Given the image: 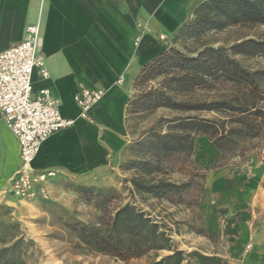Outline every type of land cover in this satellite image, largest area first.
Returning <instances> with one entry per match:
<instances>
[{
    "label": "rangeland",
    "instance_id": "1",
    "mask_svg": "<svg viewBox=\"0 0 264 264\" xmlns=\"http://www.w3.org/2000/svg\"><path fill=\"white\" fill-rule=\"evenodd\" d=\"M199 2L193 6L187 23L195 18L193 11ZM185 33L178 34L173 48L195 56L205 47L229 49L244 39L264 40V24L241 23L223 29ZM231 55L247 70L264 69V55ZM164 78L159 75L135 83L137 94L160 87ZM259 88L264 90V80L259 81ZM238 91L236 86L222 81L209 87L169 90L168 94L177 101L200 104L229 99L239 94ZM184 116L211 120L228 118L223 112L182 111L166 106L130 114L128 143L109 179L99 180L94 185L58 179L49 182L47 198L36 200L13 195L10 185L0 189V264H154L173 250L184 252L181 264H201L204 261L199 255L217 256L226 264H235L229 255L237 233L232 225L256 208L252 196L255 187H260L264 194V136L239 141L221 156L207 135L193 133V150L189 154L176 153L162 159L160 170L152 175L177 183L189 182L188 189L170 199H156L130 191L129 179L138 172L127 168L131 166L130 162L152 159L142 145L133 146L134 140L146 132H166L170 120ZM86 186L89 189H83ZM259 199L264 204V195ZM126 203L150 214L158 223L159 231L167 236L169 248L150 250L140 257L121 260L97 252L81 241L78 226H103L116 208Z\"/></svg>",
    "mask_w": 264,
    "mask_h": 264
},
{
    "label": "crops",
    "instance_id": "2",
    "mask_svg": "<svg viewBox=\"0 0 264 264\" xmlns=\"http://www.w3.org/2000/svg\"><path fill=\"white\" fill-rule=\"evenodd\" d=\"M199 1L0 0V51L20 42L26 25L38 23L49 76L42 78L35 70L33 89L47 88L59 100L61 114L74 119L42 143L33 161L37 171L54 170L50 182L64 178L94 185L110 178L128 143L136 78L174 45L177 31ZM79 86L105 88L89 112L92 122L78 116L74 94ZM19 165L18 141L0 117V189L10 185ZM262 195L255 187L256 208L232 225L237 233L229 255L237 264H264Z\"/></svg>",
    "mask_w": 264,
    "mask_h": 264
},
{
    "label": "trees",
    "instance_id": "3",
    "mask_svg": "<svg viewBox=\"0 0 264 264\" xmlns=\"http://www.w3.org/2000/svg\"><path fill=\"white\" fill-rule=\"evenodd\" d=\"M193 13L195 18L177 31L175 41L178 34L184 32L223 29L241 23L264 24V0H201ZM231 54L264 55V40L244 39L232 44L229 49L205 47L195 56L183 54L171 46L146 65L136 78L137 84L159 75L165 77L160 87L135 96L130 103L129 114L166 106L182 111L223 112L228 114V118L175 117L169 121L168 131L162 133L155 130L142 134L141 138L134 140L133 146L142 145L152 159L141 158L130 162L132 164L127 168L138 171L129 179L132 185L130 191L156 199H170L188 189L189 182L177 183L152 175L160 170L159 162L162 159L176 153L189 154L193 150V133L207 135L220 150L221 156L239 141L264 136V90L259 88V81L264 80V69L247 70ZM222 81L236 86L239 94L200 104L177 101L168 94L169 90L209 87ZM149 215L143 209L126 203L116 208L103 226H78L81 241L97 252L121 260L140 257L150 250L169 248L167 236L159 231L158 223ZM183 254L181 250H173L154 264H181ZM198 257L204 261L201 264H226L223 258L217 256Z\"/></svg>",
    "mask_w": 264,
    "mask_h": 264
},
{
    "label": "built area",
    "instance_id": "4",
    "mask_svg": "<svg viewBox=\"0 0 264 264\" xmlns=\"http://www.w3.org/2000/svg\"><path fill=\"white\" fill-rule=\"evenodd\" d=\"M139 39L137 36L134 44ZM41 45L40 25L32 23L25 26L20 42L0 51V117L16 137L20 155V165L11 178L9 190L25 200L48 197V184L56 172L37 171L32 162L49 136L74 124L73 118L61 114L59 100L47 88L37 92L33 89L35 70L42 78L49 76L40 53ZM104 94L102 87L79 86L74 94L78 116L92 122L89 112Z\"/></svg>",
    "mask_w": 264,
    "mask_h": 264
},
{
    "label": "bare ground",
    "instance_id": "5",
    "mask_svg": "<svg viewBox=\"0 0 264 264\" xmlns=\"http://www.w3.org/2000/svg\"><path fill=\"white\" fill-rule=\"evenodd\" d=\"M35 159V158H34ZM34 161V160H33ZM33 163V162H32Z\"/></svg>",
    "mask_w": 264,
    "mask_h": 264
}]
</instances>
